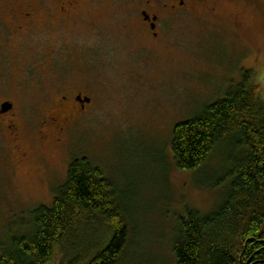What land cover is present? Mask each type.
<instances>
[{
	"label": "rangeland",
	"instance_id": "1",
	"mask_svg": "<svg viewBox=\"0 0 264 264\" xmlns=\"http://www.w3.org/2000/svg\"><path fill=\"white\" fill-rule=\"evenodd\" d=\"M143 1L92 0L99 7L97 26L104 28L100 40L99 33L75 31V45L48 51L43 66L39 51L11 46L8 65L0 66V99L10 97L26 110L34 104L45 108L74 89L91 103L69 128L67 148V141L61 147L52 138L37 143L54 170L48 184L45 175L30 171L34 158L10 163L0 130V240L8 246L31 230L37 208L52 204L76 157L98 166L126 204L130 237L123 264H177L181 217L189 209L210 213L222 201L229 152H214L198 170L179 169L173 130L225 98L247 70L255 72L264 103V0H214L215 9L192 0L186 14L171 16L157 41L139 31L136 10ZM28 58L32 62H21ZM90 236L98 242L100 230ZM86 245L58 250L52 264L74 258L87 264Z\"/></svg>",
	"mask_w": 264,
	"mask_h": 264
},
{
	"label": "trees",
	"instance_id": "2",
	"mask_svg": "<svg viewBox=\"0 0 264 264\" xmlns=\"http://www.w3.org/2000/svg\"><path fill=\"white\" fill-rule=\"evenodd\" d=\"M171 147L182 170H198L218 150L230 156L220 204L207 214L189 209L179 221L177 264H264V103L255 72L245 71L225 98L177 123ZM55 191L52 204L33 214L29 232L11 246L0 240V264H52L58 250L85 244L87 264H123L127 208L103 171L89 158L76 157ZM98 229L94 243L90 235Z\"/></svg>",
	"mask_w": 264,
	"mask_h": 264
},
{
	"label": "flooded vegetation",
	"instance_id": "3",
	"mask_svg": "<svg viewBox=\"0 0 264 264\" xmlns=\"http://www.w3.org/2000/svg\"><path fill=\"white\" fill-rule=\"evenodd\" d=\"M191 1L144 0L136 10L139 31L151 41L160 40L171 16L186 14ZM193 1L208 2L213 9L217 5L214 0ZM92 4V0H0V66L8 65L11 46L21 51H39L40 67L46 64L48 51L57 52L75 45V31L80 33L87 29L99 33L96 39L99 41L104 28L97 26L100 22L94 13L99 7L93 8ZM21 62L32 61L28 58ZM0 85L2 90L5 82ZM90 103V97L74 89L57 97L54 103L49 102L45 108L34 104L30 110L10 97H1L0 130L7 138L10 163L22 164L34 158L30 171L45 175L48 184L54 170L40 153L37 143L52 138L61 147L67 141V148L69 128L81 120Z\"/></svg>",
	"mask_w": 264,
	"mask_h": 264
}]
</instances>
